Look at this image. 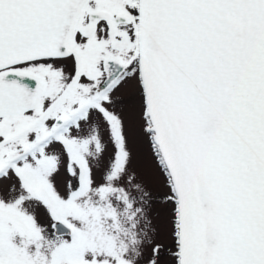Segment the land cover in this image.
<instances>
[{
    "label": "snow or ice",
    "instance_id": "1",
    "mask_svg": "<svg viewBox=\"0 0 264 264\" xmlns=\"http://www.w3.org/2000/svg\"><path fill=\"white\" fill-rule=\"evenodd\" d=\"M0 264H264V0H0Z\"/></svg>",
    "mask_w": 264,
    "mask_h": 264
}]
</instances>
